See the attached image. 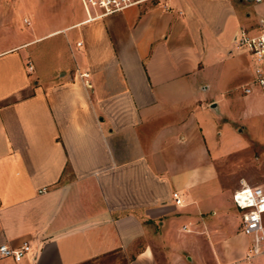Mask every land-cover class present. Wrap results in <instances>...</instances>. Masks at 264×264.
<instances>
[{
	"label": "crops",
	"instance_id": "1",
	"mask_svg": "<svg viewBox=\"0 0 264 264\" xmlns=\"http://www.w3.org/2000/svg\"><path fill=\"white\" fill-rule=\"evenodd\" d=\"M244 8L136 0L88 17L82 6L0 48V244H30L0 264L193 259L180 235L206 231L245 180L224 181L212 151L227 107L243 108L232 90L252 80V57L233 42ZM249 242L195 256L264 264L244 257Z\"/></svg>",
	"mask_w": 264,
	"mask_h": 264
},
{
	"label": "rangeland",
	"instance_id": "2",
	"mask_svg": "<svg viewBox=\"0 0 264 264\" xmlns=\"http://www.w3.org/2000/svg\"><path fill=\"white\" fill-rule=\"evenodd\" d=\"M244 6L247 16L246 29L250 33L264 31V0L251 2L238 0ZM81 0H0V48L9 47L31 36L34 28L47 29L50 26L63 25L73 19L75 8L83 12ZM27 18L30 23L25 22ZM25 50L28 48H24ZM248 81V80H242ZM239 82V81H238ZM251 93L241 92L239 84L232 92L242 93L239 108L228 106L229 130H224L218 141L219 145L212 151L218 156L217 167L221 170L224 181L232 183L237 177L248 184H260L264 187V94L252 80ZM240 113L239 115L237 113ZM219 136V135H218ZM221 215H213L207 230L195 234L182 233L181 247L188 246L193 259H186L188 264H203L196 259V254L212 253L214 246L223 249L225 242L232 245H244L249 237L240 230V210L234 203H223ZM191 235L192 237H190ZM214 243V245H213ZM175 245V244H174ZM195 256V258H194ZM263 257V256H262ZM264 258V257H263ZM89 264H127V257L122 254L94 260Z\"/></svg>",
	"mask_w": 264,
	"mask_h": 264
},
{
	"label": "built area",
	"instance_id": "3",
	"mask_svg": "<svg viewBox=\"0 0 264 264\" xmlns=\"http://www.w3.org/2000/svg\"><path fill=\"white\" fill-rule=\"evenodd\" d=\"M134 1L136 0H81L88 17L121 9ZM246 1L260 2L262 0ZM24 20L26 23H30L27 18ZM233 42L236 48L244 49L251 55L253 82L264 94V31L250 33L246 28L240 27L233 36ZM27 63L28 67L32 68L31 62ZM86 74V72L80 73L82 76ZM242 90L245 93H251L253 86L250 83L244 84ZM172 196L175 204H183V199L178 191H173ZM232 201L241 212L240 230L250 238L244 257L247 260L257 255L264 257V187L260 184L242 183L233 191ZM29 249L30 244L27 240L22 241L17 247L2 243L0 244V257L10 256L18 261Z\"/></svg>",
	"mask_w": 264,
	"mask_h": 264
}]
</instances>
